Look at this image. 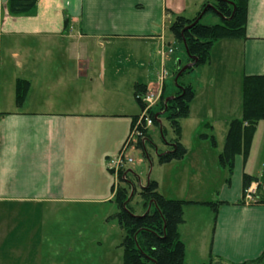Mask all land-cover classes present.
<instances>
[{
	"label": "crops",
	"instance_id": "1",
	"mask_svg": "<svg viewBox=\"0 0 264 264\" xmlns=\"http://www.w3.org/2000/svg\"><path fill=\"white\" fill-rule=\"evenodd\" d=\"M207 1L38 0L31 12L14 16L9 0H0V264H45L42 255L52 244L48 239L62 236L64 228L67 234L83 237L84 226L68 211L82 206L92 195L90 189L102 187L93 185L92 178L102 174L105 178L111 171L132 118L140 114L132 111L135 87L162 88L165 95L166 61L180 48L184 54L183 59H173L174 82L177 86L191 78L196 96L189 116L181 122L187 155L179 165H173L175 161L162 165L171 186L188 191L190 177L185 173L184 184H179L182 170L188 166L190 174L206 167L204 145L196 137L201 126L215 131L213 125L223 123L225 146L230 123L243 117L244 78L264 76V0H249L246 39L218 41L205 66L176 81L177 71L191 59L169 27L179 16L195 19ZM169 48L174 51L168 53ZM164 71L168 76L162 83ZM19 81L29 83L21 105ZM177 93L173 87L167 99ZM262 131L264 121L257 126L248 156H236L231 175L223 168L227 176L221 201L178 199L197 203L184 208L179 227L185 264L186 211L212 210L208 203L223 204L217 212L212 210L213 217L206 213L212 221L197 264L212 259L244 264L264 253V204L259 202L264 200V157L256 152ZM167 147L158 155L172 150V144ZM85 164L90 168L86 170L90 185L85 183ZM245 175L253 179L249 189H256L252 202L245 201ZM162 179L152 181L158 183L161 195L171 199L163 191ZM201 180L205 181L203 173ZM70 239L65 244L73 253L77 244L69 247L75 241Z\"/></svg>",
	"mask_w": 264,
	"mask_h": 264
},
{
	"label": "trees",
	"instance_id": "2",
	"mask_svg": "<svg viewBox=\"0 0 264 264\" xmlns=\"http://www.w3.org/2000/svg\"><path fill=\"white\" fill-rule=\"evenodd\" d=\"M37 3L38 0H9V11L14 16L24 15L31 12ZM248 3L249 0H208L195 19L179 16L171 23L170 34L179 43L184 46L186 44V50L192 58L191 63L194 64V67L183 74L179 80L195 68L205 66L218 41L246 39ZM208 5H212L214 10L209 9L197 22ZM207 15L219 17L221 22L217 25L206 26L202 20ZM28 88L29 83L25 81L17 83V103L19 105L24 102ZM147 91L145 85L135 87L136 101L141 110L143 103L138 97ZM195 96L192 85L180 86L179 92L172 101L166 105L167 98L163 93L160 105L150 112L155 125L160 123L156 115L163 113L162 116L169 122L175 134V139L170 143L172 150L158 156L160 164L179 161L187 155L188 151L181 142V122L189 116L191 103ZM138 117L139 115L132 118L131 131ZM262 121H264V76H246L243 81V117L230 123L224 149L219 155L221 167L228 169L230 175L234 170L236 156L240 154L248 156L257 126ZM139 128L143 130V125ZM208 137L206 134L201 136L202 139H208ZM212 141L215 146L216 140L213 136ZM252 182L253 179L245 175L244 195ZM113 192L115 193L113 200L118 207L115 217L125 231L122 243L123 264H185L186 247L181 240L179 227L184 223V208L197 203L167 199L158 192V183L149 180L140 192L146 207L145 213L142 216H136L130 206L133 198H130L127 187L113 188ZM259 202L264 204L263 199ZM221 204L223 203H208L207 205L217 212ZM208 264L219 263L212 259ZM244 264H264V253L257 260Z\"/></svg>",
	"mask_w": 264,
	"mask_h": 264
},
{
	"label": "rangeland",
	"instance_id": "3",
	"mask_svg": "<svg viewBox=\"0 0 264 264\" xmlns=\"http://www.w3.org/2000/svg\"><path fill=\"white\" fill-rule=\"evenodd\" d=\"M221 22L219 17L213 15H207L202 23L206 26L217 25ZM180 52L173 53L166 61L165 70L169 73L168 80L166 82L167 88L165 92V98H168L169 93L173 92V87H175L179 92V87L181 84L189 85L191 83V78H185L181 80V84L177 85L174 82V72L176 67V62L173 59L181 57L183 59L184 50L180 48ZM182 52V53H181ZM179 72V71H177ZM188 77V76H187ZM197 89L199 87H196ZM199 91V89H198ZM132 111L134 114L141 113V108L135 100H133ZM140 115V114H139ZM213 128H206L201 126L199 131L196 133V137L204 145L206 152V158L208 160L205 168L200 171L199 169H192V173H188L186 169L182 170L180 186L184 183V173L186 177H190L188 180V191H183L181 187L176 191L175 188L171 186L169 172L167 168H163L159 162L158 152L168 150L167 145L175 139V134L164 116H161L160 123L153 125L149 130V136L147 143L142 147V143H137L129 150L127 158H132L133 162L128 164L125 168L131 171L128 177L129 184L124 185V183L119 182V178L112 174L111 171L107 172L105 178L104 174L98 178H92V184H102V187L97 186L95 189L92 188L88 193H92L90 197L82 204V206L73 207L68 211L71 216L76 217L82 225L78 222L80 227L84 226L82 235L80 239L72 234L66 233V228H64V234L62 236H52L48 239L52 244H48L45 248V252L42 255L45 264H123L124 250L122 248V243L125 238V231L120 227L116 214L118 213V207L112 198L111 186L113 183H117L119 187L126 186L129 190V196L131 197L134 193V197L130 203V206L136 216H142L145 213V205L143 198L141 196V190L148 184L149 180L163 178V191L168 192V195L172 199L188 198L200 201H210L218 202L221 201L223 196V186L226 179V172L221 167L219 163V155L221 154L224 146V139L226 135V127L223 123L218 125H213ZM228 130V129H227ZM131 133V127L129 133ZM190 131L187 132L186 140H190ZM201 134H207L208 139H202ZM212 136L218 141L216 145H213ZM264 132L262 131L258 137L256 152L264 157V150L261 145H264ZM190 144V143H188ZM219 145V147H217ZM181 161V160H180ZM179 161H175L173 165H179ZM85 167V183L91 184L88 171ZM175 167V166H173ZM124 170V171H126ZM202 173L205 181L201 180ZM121 183V184H120ZM123 185V186H121ZM105 187V188H104ZM170 187V188H169ZM183 192V193H181ZM187 192V193H186ZM234 195L235 187L231 191ZM96 193L95 197L93 194ZM183 194V195H182ZM107 196H109L107 198ZM107 198V200H106ZM213 217L212 210H194L191 208L186 211L185 219L187 221L186 226H184L182 233L188 243V258L187 264H197L199 260V250L203 248V238L206 240L209 236V228L211 226ZM74 220L72 219L73 223ZM206 231V236L203 233ZM70 238L75 240L72 244L74 248L77 244L76 251L70 253L67 251L65 242L69 243ZM182 239V238H181ZM184 242V241H183ZM185 243V242H184ZM61 244V245H60ZM60 245V246H59ZM64 245V246H63ZM56 247H61L57 249Z\"/></svg>",
	"mask_w": 264,
	"mask_h": 264
},
{
	"label": "built area",
	"instance_id": "4",
	"mask_svg": "<svg viewBox=\"0 0 264 264\" xmlns=\"http://www.w3.org/2000/svg\"><path fill=\"white\" fill-rule=\"evenodd\" d=\"M174 51L173 48H169L168 53H172ZM167 73L164 71L162 73L161 82L164 83V80L167 78ZM163 90H151L147 91L145 94L140 95L138 98L143 103V109L141 110V114L136 121V125L133 130L129 134L128 138L122 145L119 155L112 162L111 170L113 171L116 177H120L122 174V178L124 180L127 179V173H124L125 167L133 162L132 158H127L129 150L133 147L134 144L137 143H147L148 141V132L150 128L154 125V121L150 116V112L157 108L161 103ZM143 125V130L139 127ZM144 145V144H143ZM256 195V189L250 188L245 195V201L252 202L254 201V197Z\"/></svg>",
	"mask_w": 264,
	"mask_h": 264
},
{
	"label": "water",
	"instance_id": "5",
	"mask_svg": "<svg viewBox=\"0 0 264 264\" xmlns=\"http://www.w3.org/2000/svg\"><path fill=\"white\" fill-rule=\"evenodd\" d=\"M209 9L214 10V7H213L212 5H208V6L203 10V12H202L201 16L198 18L197 22H199V21L203 18L204 14H205ZM185 48H186V44H185ZM186 52H187L188 57L190 58V56H189L187 50H186ZM190 59H192V58H190ZM192 67H194V64H193V63H190V64L186 65L185 67H183V68L181 69V71L178 73V75L176 76V81H178V80L183 76V74H185V73H186L188 70H190ZM172 100H173V98H169V99H167V103H169V102L172 101Z\"/></svg>",
	"mask_w": 264,
	"mask_h": 264
}]
</instances>
